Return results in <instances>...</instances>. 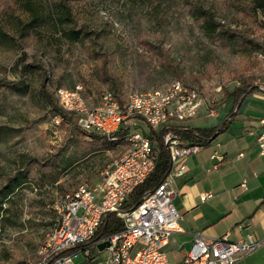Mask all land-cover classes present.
<instances>
[{"label": "rangeland", "instance_id": "1", "mask_svg": "<svg viewBox=\"0 0 264 264\" xmlns=\"http://www.w3.org/2000/svg\"><path fill=\"white\" fill-rule=\"evenodd\" d=\"M52 1L0 0V80L26 85L22 92L0 88V191L8 178L25 173L12 194H0V264H36L57 223L56 204L97 184L128 148L82 134L54 115L43 93L57 105V90L81 87L90 103L111 92L125 104L131 93L179 81L199 91L208 114L225 118L232 111L234 119L232 103L224 109V89L246 82L264 93V14L245 0L188 2L247 42L208 35L186 0H71L66 28L80 37L70 40L54 24ZM29 9L41 17L37 27ZM21 60L35 65L22 77L15 69ZM199 115L187 123L208 120ZM237 264H264V249Z\"/></svg>", "mask_w": 264, "mask_h": 264}, {"label": "built area", "instance_id": "2", "mask_svg": "<svg viewBox=\"0 0 264 264\" xmlns=\"http://www.w3.org/2000/svg\"><path fill=\"white\" fill-rule=\"evenodd\" d=\"M57 106L72 116L77 127L86 133L112 139L120 128H127V150L115 159L93 186L83 185L56 204L58 220L39 251L36 264H170L164 248L170 237L181 231L180 215L172 205L174 181L184 173L183 160L199 151L177 140L165 137L171 161L170 173L137 207L124 212L121 206L129 194L150 174L154 163L148 133L135 128L183 125L206 112V104L197 89L179 81L142 93H131L121 104L111 92H104L90 103L82 88L59 89L55 92ZM261 123H264L262 121ZM264 149V134L259 137ZM241 157V155H239ZM220 162L222 157L213 154ZM245 189V182L241 184ZM203 193L201 202L211 198ZM115 214L123 222V230L108 238L93 240L102 220ZM238 229H242L238 226ZM109 246L99 251L98 246ZM264 249V238L246 236L230 241L227 236L206 241L193 237L182 264H236L241 258Z\"/></svg>", "mask_w": 264, "mask_h": 264}, {"label": "crops", "instance_id": "3", "mask_svg": "<svg viewBox=\"0 0 264 264\" xmlns=\"http://www.w3.org/2000/svg\"><path fill=\"white\" fill-rule=\"evenodd\" d=\"M229 102L225 110L232 106L228 107ZM203 114L208 117L206 122L183 125L210 128L224 119L217 111ZM236 114L228 131L183 160L184 173L172 185V205L181 217V231L164 248L170 264L183 263L196 234L206 241L223 236L230 241L246 236L264 238V149L259 141L264 134V93L243 99ZM215 153L222 157L220 162L211 159ZM203 193L212 197L201 202Z\"/></svg>", "mask_w": 264, "mask_h": 264}, {"label": "trees", "instance_id": "4", "mask_svg": "<svg viewBox=\"0 0 264 264\" xmlns=\"http://www.w3.org/2000/svg\"><path fill=\"white\" fill-rule=\"evenodd\" d=\"M50 1V0H49ZM52 1V0H51ZM71 0H53L50 3V15L53 18L54 24L58 29H63L64 35L70 40H78V32L73 29H67V25L71 22L70 8L68 3ZM254 11H259L264 14V0H245ZM188 6V12L194 18L200 19L203 23L204 31L211 36H217L231 41H244L247 42L244 37L236 32L230 30H223L220 25L216 23L210 12L203 11L197 6H192L188 0L184 1ZM30 10V25L37 27L41 22V17L33 9ZM35 65H28L21 60L16 65L15 69L21 77L23 73L29 71ZM0 88L6 90H12L15 92H22L26 88V85L22 80L19 81H7L5 79L0 80ZM257 86H253L249 83H241L239 86L227 90H223L222 101L224 103L231 101L233 111L237 109L239 103L249 97L252 94L258 93ZM44 97L50 107V110L55 116H58L64 121L75 124L74 118L64 113L54 102L43 93ZM234 121L232 111L216 126L210 128H192L185 125H172L169 127H161L157 130L150 129L146 137L149 139L152 146V158H153V169L148 177L138 185L126 198L121 206V211L127 212L137 207L148 195H150L161 183V181L171 171V161L169 157V151L165 144V137L168 136L171 139L177 140L184 144L186 147H198L199 149L209 146L214 139L221 133L229 130L231 124ZM82 134L90 136V138L102 140L105 143L110 144H122L125 142V135L128 131L126 128H120L112 139L106 138L100 135H94L92 133H86L81 131L77 125H74ZM25 178V173H18L12 178H8L6 184L0 191L2 198H7L8 195L12 194L15 188L22 183ZM2 211V200H0V213ZM123 222L115 215H107L97 229L93 240H101L108 238L116 233L123 230Z\"/></svg>", "mask_w": 264, "mask_h": 264}, {"label": "water", "instance_id": "5", "mask_svg": "<svg viewBox=\"0 0 264 264\" xmlns=\"http://www.w3.org/2000/svg\"><path fill=\"white\" fill-rule=\"evenodd\" d=\"M109 246L108 242L102 243L98 246L99 251H103L105 248Z\"/></svg>", "mask_w": 264, "mask_h": 264}]
</instances>
